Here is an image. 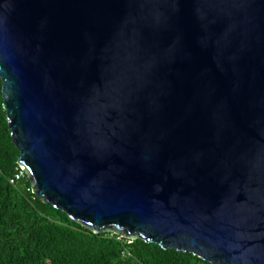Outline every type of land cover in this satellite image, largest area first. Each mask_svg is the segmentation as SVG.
Here are the masks:
<instances>
[{
	"label": "water",
	"instance_id": "95a60500",
	"mask_svg": "<svg viewBox=\"0 0 264 264\" xmlns=\"http://www.w3.org/2000/svg\"><path fill=\"white\" fill-rule=\"evenodd\" d=\"M0 79L42 200L264 264V0H0Z\"/></svg>",
	"mask_w": 264,
	"mask_h": 264
},
{
	"label": "trees",
	"instance_id": "16d2710c",
	"mask_svg": "<svg viewBox=\"0 0 264 264\" xmlns=\"http://www.w3.org/2000/svg\"><path fill=\"white\" fill-rule=\"evenodd\" d=\"M19 153L0 79V264H211L140 237L93 232L36 195L26 174L11 183Z\"/></svg>",
	"mask_w": 264,
	"mask_h": 264
},
{
	"label": "built area",
	"instance_id": "2783aa9c",
	"mask_svg": "<svg viewBox=\"0 0 264 264\" xmlns=\"http://www.w3.org/2000/svg\"><path fill=\"white\" fill-rule=\"evenodd\" d=\"M20 166V165H19ZM25 169L20 166L18 172L15 174V176L13 178H11V183H15L17 180H19L20 178H22L23 176H25Z\"/></svg>",
	"mask_w": 264,
	"mask_h": 264
}]
</instances>
